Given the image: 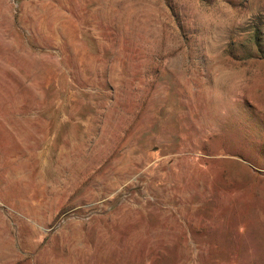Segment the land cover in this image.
<instances>
[{
    "label": "rangeland",
    "instance_id": "1",
    "mask_svg": "<svg viewBox=\"0 0 264 264\" xmlns=\"http://www.w3.org/2000/svg\"><path fill=\"white\" fill-rule=\"evenodd\" d=\"M0 264H264V0H0Z\"/></svg>",
    "mask_w": 264,
    "mask_h": 264
}]
</instances>
